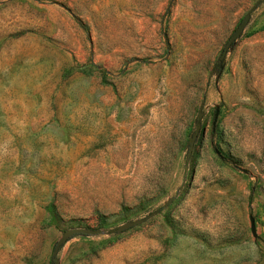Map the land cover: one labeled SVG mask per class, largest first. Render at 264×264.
Here are the masks:
<instances>
[{"label": "rangeland", "instance_id": "374dc122", "mask_svg": "<svg viewBox=\"0 0 264 264\" xmlns=\"http://www.w3.org/2000/svg\"><path fill=\"white\" fill-rule=\"evenodd\" d=\"M56 261L264 264V0H0V264Z\"/></svg>", "mask_w": 264, "mask_h": 264}, {"label": "water", "instance_id": "95a60500", "mask_svg": "<svg viewBox=\"0 0 264 264\" xmlns=\"http://www.w3.org/2000/svg\"><path fill=\"white\" fill-rule=\"evenodd\" d=\"M257 8V6L254 7L253 10H255ZM252 10V11H253ZM251 11V12H252ZM251 12L249 14H247L245 16V18L242 20V22L240 23V25L238 26L237 30L234 32V34L231 36V38L229 39V41L227 42L225 48H224V55L223 57L226 56V54L228 53V51L230 50V48L233 46V44L241 37V35L244 33L245 29L247 28V26L250 23L251 20ZM201 132V127L199 126L197 128V130L194 133V136L191 138L190 140V148H189V152H188V156H187V160L189 161L193 151H194V146H195V142L198 139L199 135ZM155 214H151L150 216H148L146 218V220L152 218ZM145 220H139V221H135V222H129L125 225H123L121 228H119V232H125L135 226L140 225L141 223H143ZM252 231L254 234L255 233V225H254V221H252ZM98 232L91 230V229H70L67 230L61 237V239L58 241V243L56 244L55 250H54V255L57 256L58 252L60 251V249L62 248V246L64 244H66L67 242H69L71 239H73L75 236L77 235H87V236H93L96 235ZM54 264H60L59 261H56Z\"/></svg>", "mask_w": 264, "mask_h": 264}, {"label": "flooded vegetation", "instance_id": "af4514ba", "mask_svg": "<svg viewBox=\"0 0 264 264\" xmlns=\"http://www.w3.org/2000/svg\"><path fill=\"white\" fill-rule=\"evenodd\" d=\"M231 38V37H230Z\"/></svg>", "mask_w": 264, "mask_h": 264}]
</instances>
